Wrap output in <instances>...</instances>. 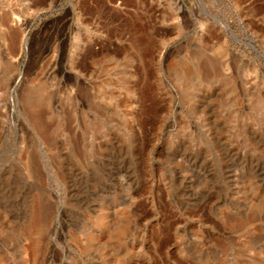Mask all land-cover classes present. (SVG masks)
<instances>
[{"label": "rangeland", "instance_id": "1", "mask_svg": "<svg viewBox=\"0 0 264 264\" xmlns=\"http://www.w3.org/2000/svg\"><path fill=\"white\" fill-rule=\"evenodd\" d=\"M0 264H264V0H0Z\"/></svg>", "mask_w": 264, "mask_h": 264}, {"label": "water", "instance_id": "2", "mask_svg": "<svg viewBox=\"0 0 264 264\" xmlns=\"http://www.w3.org/2000/svg\"><path fill=\"white\" fill-rule=\"evenodd\" d=\"M214 19L217 20V21H219V20H218L217 18H215V17H214ZM225 31H226V32H229L228 37H229L230 39H234V40H236V41H240V39L236 36L235 32H234L230 27H226V28H225ZM247 44L255 50V48H254L250 43H247ZM228 49H229L230 51H233V49H232L231 47H229ZM235 54H236V55H239L238 52H235ZM261 55H262V54H261ZM262 56H263V55H262Z\"/></svg>", "mask_w": 264, "mask_h": 264}, {"label": "bare ground", "instance_id": "3", "mask_svg": "<svg viewBox=\"0 0 264 264\" xmlns=\"http://www.w3.org/2000/svg\"><path fill=\"white\" fill-rule=\"evenodd\" d=\"M226 27H229V26H226Z\"/></svg>", "mask_w": 264, "mask_h": 264}]
</instances>
